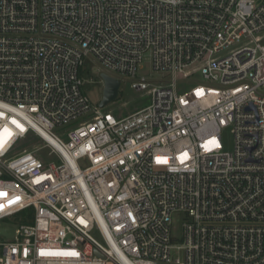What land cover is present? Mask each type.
Returning <instances> with one entry per match:
<instances>
[{"label": "built area", "instance_id": "2783aa9c", "mask_svg": "<svg viewBox=\"0 0 264 264\" xmlns=\"http://www.w3.org/2000/svg\"><path fill=\"white\" fill-rule=\"evenodd\" d=\"M262 34L264 0H0V264H264ZM85 60L149 103L93 105Z\"/></svg>", "mask_w": 264, "mask_h": 264}, {"label": "rangeland", "instance_id": "374dc122", "mask_svg": "<svg viewBox=\"0 0 264 264\" xmlns=\"http://www.w3.org/2000/svg\"><path fill=\"white\" fill-rule=\"evenodd\" d=\"M264 35V34H262ZM147 70V60H144L142 69L140 73H144ZM83 71V79H84V90L88 97L90 98L93 105L98 106L99 101L102 98V91H103V80L100 76L102 70L98 66V64L90 61L85 60L84 65L82 68ZM199 78V82H202V76L197 75ZM121 84L119 87V92L117 94V98L106 104L104 107L101 108L104 112H109L114 115H126L130 114L133 111L147 105L150 101V92L149 90L145 91H134L130 87L129 80L127 78H121ZM192 84H183L179 83L180 91H186ZM80 122V119L74 120L70 122L67 126L63 128L72 127L77 125ZM62 128L56 127L53 129L54 132H59ZM32 139H21L17 143V152H20L24 148L32 149L34 147H39L42 145V141L39 138ZM232 143V133L230 129H227L223 136V144L225 147L230 148ZM49 148L45 147L44 149L40 150L39 154L40 157L44 160H51L58 163V160L55 156L47 155ZM18 218L19 215L14 217H8L5 219L0 220V242L5 240H12L15 235V228L18 226ZM174 233L178 234L179 227L176 223L173 225Z\"/></svg>", "mask_w": 264, "mask_h": 264}, {"label": "water", "instance_id": "95a60500", "mask_svg": "<svg viewBox=\"0 0 264 264\" xmlns=\"http://www.w3.org/2000/svg\"><path fill=\"white\" fill-rule=\"evenodd\" d=\"M103 80V91L102 98L98 103V107L102 108L109 102L114 101L117 98V94L119 92L120 81L119 79L107 75L106 73L100 74Z\"/></svg>", "mask_w": 264, "mask_h": 264}, {"label": "bare ground", "instance_id": "6f19581e", "mask_svg": "<svg viewBox=\"0 0 264 264\" xmlns=\"http://www.w3.org/2000/svg\"><path fill=\"white\" fill-rule=\"evenodd\" d=\"M44 137L49 140L50 142H53V139L51 138V136L48 133H44Z\"/></svg>", "mask_w": 264, "mask_h": 264}, {"label": "snow or ice", "instance_id": "6c2138e0", "mask_svg": "<svg viewBox=\"0 0 264 264\" xmlns=\"http://www.w3.org/2000/svg\"><path fill=\"white\" fill-rule=\"evenodd\" d=\"M13 123H16V121H13ZM18 127H20V125H17ZM21 130H23V128L21 127ZM5 131H7V130H5ZM9 135H11V133H9ZM212 143H215V141H212ZM0 207H2V206H0ZM74 254V253H73Z\"/></svg>", "mask_w": 264, "mask_h": 264}, {"label": "trees", "instance_id": "16d2710c", "mask_svg": "<svg viewBox=\"0 0 264 264\" xmlns=\"http://www.w3.org/2000/svg\"><path fill=\"white\" fill-rule=\"evenodd\" d=\"M80 74H81V75L83 74V71H82V69H81V71H80Z\"/></svg>", "mask_w": 264, "mask_h": 264}]
</instances>
